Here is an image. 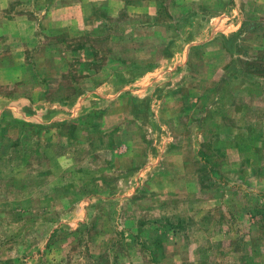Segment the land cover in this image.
I'll return each mask as SVG.
<instances>
[{"label":"rangeland","instance_id":"374dc122","mask_svg":"<svg viewBox=\"0 0 264 264\" xmlns=\"http://www.w3.org/2000/svg\"><path fill=\"white\" fill-rule=\"evenodd\" d=\"M71 1L0 0V264H264V177L212 180L228 194L210 202L176 179L174 194L150 196L162 181L125 170L153 160L146 125L129 120L126 71L156 61L165 42L156 31L176 35L179 21L150 27L132 5ZM175 71L169 63L144 82L162 87ZM99 93L110 94L101 115ZM248 113L264 121V111ZM115 114L117 136L99 133ZM165 118L175 125L174 111ZM183 151L163 160L177 167Z\"/></svg>","mask_w":264,"mask_h":264},{"label":"crops","instance_id":"0c3cea01","mask_svg":"<svg viewBox=\"0 0 264 264\" xmlns=\"http://www.w3.org/2000/svg\"><path fill=\"white\" fill-rule=\"evenodd\" d=\"M98 1H109L122 7L132 5L135 9L138 7L139 12L143 9V15L139 16H145L149 20L145 25L151 23L150 27L157 25L155 22L179 21L180 29L176 35V30L173 34L168 33L165 25L156 31L165 41L159 48L158 59L149 64L135 65V68H140L137 73L127 70L132 75L123 81L125 87L130 85L129 89H125L132 107L129 120L139 128L146 125L145 130L152 139L148 141L147 148L151 149L149 154L153 157L147 164L149 166L133 159L125 170L130 172L131 178H142L151 170L146 175L147 180L163 183L161 190L154 191L152 188L146 194H174L167 182L176 179L189 181L191 188L194 185L192 189L199 186L197 192L181 187L182 193L205 194L213 202L212 196L226 195L228 190L218 187L213 192L208 188L212 180L245 182L248 180L246 175L251 171L258 177H264V121L259 116L258 119L248 116V111H264V20L260 21L264 19L261 17L264 0H258L256 4L252 0ZM85 2L89 1L72 0L69 3ZM251 6L255 8L250 9ZM69 7L65 15L70 13ZM174 7L173 13L171 9ZM75 14L74 20L77 21L80 19L78 10ZM169 63L174 64L176 69L172 80L162 83V87L151 88L159 68ZM145 78H151V82H144ZM109 81L111 79L105 83ZM139 84L144 85L132 88ZM120 91L115 90L114 94ZM109 96L104 93L98 95L103 97L96 103V111L100 115L105 108L103 102ZM132 102L140 103L141 107L134 110ZM168 111H174V126L171 120L165 118ZM105 112L107 123L106 117L112 114ZM118 116L115 114L113 119L108 120V128L106 124L100 126L99 133L103 131L117 136L115 134L124 127L119 123ZM87 119H91V114ZM102 140L103 137H99V142ZM171 147L184 149L179 154L182 158L177 167H171L163 160ZM156 164L161 167L156 168ZM259 205L264 208V203ZM261 249L258 245L253 248L258 252Z\"/></svg>","mask_w":264,"mask_h":264}]
</instances>
